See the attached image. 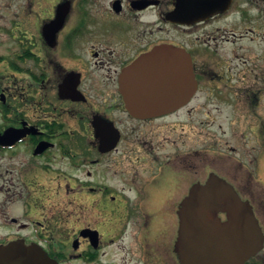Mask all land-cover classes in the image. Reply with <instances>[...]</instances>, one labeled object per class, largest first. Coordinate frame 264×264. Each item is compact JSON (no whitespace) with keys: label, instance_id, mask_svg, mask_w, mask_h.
I'll list each match as a JSON object with an SVG mask.
<instances>
[{"label":"flooded vegetation","instance_id":"flooded-vegetation-1","mask_svg":"<svg viewBox=\"0 0 264 264\" xmlns=\"http://www.w3.org/2000/svg\"><path fill=\"white\" fill-rule=\"evenodd\" d=\"M248 38L264 39V0H0V245L38 244L58 264H181L178 209L211 174L264 233V192L247 185L264 162V51L239 56ZM162 45L196 81L127 87L140 58H183ZM128 93L184 103L139 117Z\"/></svg>","mask_w":264,"mask_h":264},{"label":"water","instance_id":"water-1","mask_svg":"<svg viewBox=\"0 0 264 264\" xmlns=\"http://www.w3.org/2000/svg\"><path fill=\"white\" fill-rule=\"evenodd\" d=\"M182 54L172 68L159 70L150 55L140 58L124 72L126 86L146 80L151 87L159 80H174L175 85L193 83L195 75L188 55L174 45H162L156 53ZM127 106L139 117L167 112L182 104L181 97L168 100H134L128 93ZM149 95H152L149 93ZM224 212L222 221L218 213ZM180 218L176 250L181 264H244L264 247V233L249 200L224 178L212 174L205 183H196L183 199L178 210ZM0 264H56L37 245L14 241L0 246Z\"/></svg>","mask_w":264,"mask_h":264},{"label":"rangeland","instance_id":"rangeland-1","mask_svg":"<svg viewBox=\"0 0 264 264\" xmlns=\"http://www.w3.org/2000/svg\"><path fill=\"white\" fill-rule=\"evenodd\" d=\"M251 48L253 50V53H250L249 55V62H252L253 64L258 63L256 55H261L264 51V39L256 38V39H243L236 42V51L240 54H245L246 51H244L242 48ZM229 49V48H227ZM247 57V56H246ZM240 58H236V62H240ZM261 61H264V56ZM236 142H240V137L238 136ZM253 168V167H252ZM253 173L258 174V180L254 181L252 184H247L249 186V190L253 191H260L264 192V162L263 166L260 170H257L256 172L252 169ZM237 185V184H236ZM240 186V184H238ZM180 201V199L176 200V203ZM177 218V217H176ZM177 221V220H176Z\"/></svg>","mask_w":264,"mask_h":264}]
</instances>
